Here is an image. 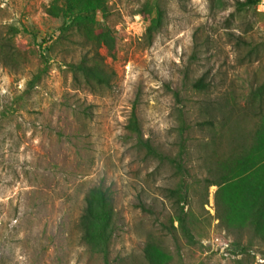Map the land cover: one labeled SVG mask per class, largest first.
<instances>
[{"label": "rangeland", "instance_id": "374dc122", "mask_svg": "<svg viewBox=\"0 0 264 264\" xmlns=\"http://www.w3.org/2000/svg\"><path fill=\"white\" fill-rule=\"evenodd\" d=\"M244 1L104 0L95 31L110 30L116 42L115 56L101 49L114 71L104 85L67 67L85 51L67 13L49 15L50 0H0V264H105L78 227L86 193L100 184L114 198L112 264H143L148 233L171 264H264L259 239L222 223L217 185L190 192L185 210L198 243H185L164 191L171 171L126 136L136 105L145 136L173 152L183 113L194 126L188 164L197 177L207 175V150L228 155L224 143L211 144L212 129L196 123L213 119L218 129L228 110L251 114L264 88V16L255 5L239 8ZM200 77L210 83L204 91L191 84ZM171 222L180 255L164 227Z\"/></svg>", "mask_w": 264, "mask_h": 264}, {"label": "trees", "instance_id": "16d2710c", "mask_svg": "<svg viewBox=\"0 0 264 264\" xmlns=\"http://www.w3.org/2000/svg\"><path fill=\"white\" fill-rule=\"evenodd\" d=\"M50 1L46 12L54 17L67 13L69 20L66 22L69 25L76 24L82 36L81 41L75 42L85 49L82 56L77 60L65 61L74 77L77 79L81 76L88 84L96 81L110 85L114 71L107 69L101 49L105 46L109 53L115 56V38L110 30L95 31L100 28V22L95 17L99 13L104 15V8L107 7L104 5V0ZM249 5L257 7V0H245L240 2L238 7ZM82 23L85 25L90 23L91 28H86ZM197 51L194 50V59ZM191 84L197 91H204L210 86L205 77H200ZM258 95L259 99L257 102L254 101V106L247 108L251 114L246 110L241 112H236L234 109L228 110V115L221 119L218 129L214 128L216 123L213 119L196 123L200 130L212 129L211 144L218 140L226 145L228 151L226 157L216 159L215 153L207 150L205 156L201 158L207 175L201 178L192 172L188 164L190 133L194 126L188 123L184 114L180 113L179 116L178 140L175 143L177 148L173 152H166L145 136L136 112V105H134L126 125V136L133 140L134 148L146 159L156 160L171 171L174 183L166 187L164 191L172 200L181 236L188 245L198 243L190 225L189 214L185 210L190 192L195 190L202 195L205 190L208 194L209 187L217 185L218 197L222 198V205L218 207L222 223L229 230L236 229L239 233H246L251 239H259L263 247L261 250H264V88H260ZM221 110L224 112V107ZM249 117L255 119V129L245 126ZM253 150L255 151L252 153ZM259 161H262L261 165L256 166ZM239 187L243 189V196L239 195V191L235 192ZM200 188H203V191H200ZM112 193L111 188L104 184L91 188L84 197V206L78 221L82 241L92 253L101 256L105 264H112L111 253L116 230V212ZM242 203L245 212L239 216L237 208L242 209ZM142 206L146 209L144 205ZM172 223L164 224V227L172 235L180 255L181 241ZM239 239L236 244L241 243ZM249 242L251 246L253 243L250 240ZM248 248L244 247L242 253L247 252ZM164 251L165 248L157 236L148 233L143 248V264H171L172 261L163 255ZM238 262L245 263L243 259H238Z\"/></svg>", "mask_w": 264, "mask_h": 264}, {"label": "built area", "instance_id": "2783aa9c", "mask_svg": "<svg viewBox=\"0 0 264 264\" xmlns=\"http://www.w3.org/2000/svg\"><path fill=\"white\" fill-rule=\"evenodd\" d=\"M257 10L264 15V0H257Z\"/></svg>", "mask_w": 264, "mask_h": 264}]
</instances>
